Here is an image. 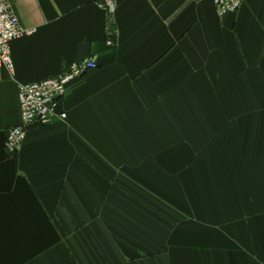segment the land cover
<instances>
[{
	"label": "crops",
	"instance_id": "1",
	"mask_svg": "<svg viewBox=\"0 0 264 264\" xmlns=\"http://www.w3.org/2000/svg\"><path fill=\"white\" fill-rule=\"evenodd\" d=\"M244 2L11 0L34 33L0 69V264H264V0ZM87 59L67 118L8 156L19 85Z\"/></svg>",
	"mask_w": 264,
	"mask_h": 264
},
{
	"label": "built area",
	"instance_id": "2",
	"mask_svg": "<svg viewBox=\"0 0 264 264\" xmlns=\"http://www.w3.org/2000/svg\"><path fill=\"white\" fill-rule=\"evenodd\" d=\"M201 2L203 0H192ZM218 17L235 14L242 7L244 0H211ZM107 7L113 8L110 1ZM15 14L11 0H0V69H6L13 75V62L10 53V43L33 35L34 30L21 27ZM111 46V42H107ZM97 68L95 61L87 59L71 64L62 74L44 81L19 85L18 103L21 117V125L9 129L6 133L4 150L8 156H15L24 139L25 131L31 124L48 125L55 120L64 121L65 113L58 111L60 101L63 99L67 86L76 80H80L87 73Z\"/></svg>",
	"mask_w": 264,
	"mask_h": 264
},
{
	"label": "rangeland",
	"instance_id": "3",
	"mask_svg": "<svg viewBox=\"0 0 264 264\" xmlns=\"http://www.w3.org/2000/svg\"><path fill=\"white\" fill-rule=\"evenodd\" d=\"M126 177H128V180L131 181V176L127 175ZM124 183L125 182H123V179L121 178V180H119V200L121 201L122 199H124V201H126V203H129V206H130V203L132 202V198L136 201L138 199L132 197V193L134 192L133 188L131 186H125L124 187V185H125ZM123 206H124V203H123ZM111 210L113 211V209H111ZM111 210H109V211H111ZM125 211L126 210L123 207H121L119 209V223H123L124 225H127L128 228H131L132 224H130L128 221L131 220L132 217H130L131 215L129 213L126 214ZM112 213H114V212H112ZM106 214L107 215L105 217L100 215V217H102L101 219L97 218L96 220L93 221L92 231H117V228H116L117 225L114 222V220L116 219V216L114 214H110V212L106 213ZM139 218H140V220L143 219V221L145 222V220L142 216L138 215V219ZM106 219L111 221L112 225L109 222H107ZM119 227L120 228L123 227V229H125V227L122 226L121 224L119 225ZM154 227L156 230H162V227L157 225V224H155Z\"/></svg>",
	"mask_w": 264,
	"mask_h": 264
}]
</instances>
